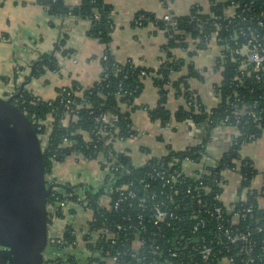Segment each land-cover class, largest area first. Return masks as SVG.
Segmentation results:
<instances>
[{"label":"built area","instance_id":"1","mask_svg":"<svg viewBox=\"0 0 264 264\" xmlns=\"http://www.w3.org/2000/svg\"><path fill=\"white\" fill-rule=\"evenodd\" d=\"M168 3L169 1L164 4L167 9ZM241 11L248 12L249 9L245 6ZM111 16L113 18V14ZM212 17L220 18V16ZM159 18L170 25H175L174 16L169 11ZM240 19L244 21L245 17L240 15ZM142 20L143 16L137 17L134 20L135 26H142ZM113 25L111 24L110 28H113ZM149 25L154 27L152 23ZM240 37H243V41L240 47L231 49V60L239 56L242 62L241 68L244 67L243 65L252 64L253 72H264V21H256L254 25L243 23L238 26L231 36L234 44L238 43ZM211 38L217 44L222 40L218 37L217 30L211 33ZM197 40V38L186 39L188 49L194 50ZM220 47L221 51L215 60V69L221 78L223 69L221 61L225 59L223 53L225 48L222 45ZM254 77L259 79L258 74ZM234 79L241 81L238 76ZM97 81L99 82L100 79ZM220 84L221 79L214 86L218 99H220ZM69 87H61L57 94L59 103L64 107L65 121L71 116L77 119L79 115V108L73 107L72 91ZM229 99L227 96L226 104L231 108L239 107V109L230 112L224 121L231 119L235 125L242 124V126L252 123L259 128L264 125V106H260L257 100L246 105L240 102L242 100L240 97L238 101L233 102ZM197 109L195 105V111H198ZM118 119L117 112L100 113L93 118L98 124L97 129L83 134L91 149L98 154L95 159H98L99 165L100 163L104 165V169H100L103 176L98 186L103 183L108 184L98 197L100 206L97 212L91 210L88 202L84 200V188L77 190L78 200L72 202L69 199L70 193L66 194L51 175L45 177L52 198V201L46 203L48 233L58 250L73 247L78 242L75 239L71 245H64V230L67 225L72 224L66 221L62 227L57 228L52 227V221L55 218H63L69 206L77 204L90 212L89 219L81 232L84 259L98 257L106 264H123L124 256L131 249V257H136L137 253H140L142 259L150 257L158 261L156 254H163L159 264H264V173L256 187L253 184L256 174L248 178L242 169L189 171L171 169L161 163L152 169H146L134 179L122 180L123 177L119 173H128V171L118 168L117 155L123 150L117 145L125 140H136L142 133L131 126L128 137H118L116 135ZM35 123L37 130H40L49 122L35 120ZM162 127L177 129V125L172 122ZM48 132L49 128L46 126L42 136L43 142L47 140ZM91 135L95 138L93 139ZM249 137L252 138L253 134ZM62 146L73 147V144L63 136ZM72 154L83 156L74 149ZM188 160L192 161L188 158L183 161ZM173 164L174 162H170L169 166ZM226 173L237 176L239 180L237 198L229 203L223 200L228 181ZM251 195L255 196L256 206L249 200ZM255 210L259 213L255 214ZM58 212L62 216H59ZM72 233L77 234V230L74 228ZM126 242H130L131 246L127 247ZM89 244L91 246L87 247ZM66 260L67 255L64 254L63 258L57 257L54 264Z\"/></svg>","mask_w":264,"mask_h":264},{"label":"crops","instance_id":"2","mask_svg":"<svg viewBox=\"0 0 264 264\" xmlns=\"http://www.w3.org/2000/svg\"><path fill=\"white\" fill-rule=\"evenodd\" d=\"M113 10L114 29L107 46L117 61L131 59L134 63L156 68L165 59L163 45L167 38L163 31L152 25L135 26L132 19L138 11H147L162 16L169 11L173 16L186 14L192 5L200 6L205 13L210 11L209 0H169V8L161 0H104ZM80 0H66L70 8L78 6ZM233 13V7L228 8ZM89 21L76 15H50L42 0H0V96L13 97L19 88L30 91L38 99L53 100L63 86L77 83L82 89L92 86L99 78L102 66L101 56L106 46L88 36ZM173 54L192 61L200 78H190L188 85L199 96L206 110L216 107L219 102L214 90L220 74L215 69V60L221 47L213 38L205 49L198 50L188 58L179 49ZM53 55L57 59L55 70L44 69L34 76L32 69L43 55ZM187 73L186 66L172 74V79ZM158 99L157 88L150 79L144 81V88L135 99L136 108L131 112L132 127L142 135L136 140L119 142L117 147L126 151L135 166L145 164L152 157L167 154L169 149L180 151L196 148L200 151L197 161H183L181 169H207L227 153L239 129L233 125L220 124L208 129L206 123H177V129H164L159 121H152L147 107H154ZM185 104L183 97L172 89L168 90L166 108L173 113ZM122 109L125 107L122 105ZM86 138V136L84 137ZM0 131V149L7 152V144ZM5 149V150H4ZM242 158H248L255 171L254 186H258L264 173V128L259 136L238 149ZM67 155L62 161L53 163L51 176L61 185L101 184L103 172L98 159ZM229 169V168H226ZM2 175L5 169L0 170ZM1 175V176H2ZM227 185L223 193L225 203L237 198L239 180L237 176L226 173ZM73 212H72V211ZM85 210L86 212H83ZM90 212L77 204L69 206L64 217L55 218L52 227L60 228L66 221L77 230V245L56 250L50 248V256L44 257L43 264H54L57 257L72 254L84 259L83 236L81 234ZM82 243V244H81ZM52 252V253H51ZM8 256L0 252V264H7ZM83 264V263H82Z\"/></svg>","mask_w":264,"mask_h":264},{"label":"trees","instance_id":"3","mask_svg":"<svg viewBox=\"0 0 264 264\" xmlns=\"http://www.w3.org/2000/svg\"><path fill=\"white\" fill-rule=\"evenodd\" d=\"M161 1L166 4L169 0ZM42 3L50 15L72 14L88 20L90 24L87 32L88 36L106 46L101 56L102 71L98 78L100 81H96L92 86L84 89L78 86L77 83H73L69 87L72 91L73 107L79 108L77 119L71 116L67 121L64 120V107L59 103L58 97L53 100H42L30 91L19 88L17 94L11 99V102L31 122L40 140L45 175H51L53 163L60 162L67 155L72 154V149L83 154L85 158H97L98 154L91 149L83 134L97 129L98 124L93 118L100 113L117 112L119 119L116 123L118 128L116 135L123 138L128 137L132 126L130 114L136 108L135 99L142 92L146 79L152 81L158 92L155 106L147 107L148 116L152 121H159L162 126L171 122L175 124L184 122L206 123L208 129L220 124L233 125L239 129V135L227 153L217 162L215 167H208L207 169H242V172L248 178L256 174L251 161L248 158L240 157L238 149L242 143L256 139L264 125L260 128L252 123L245 126H242V124L235 125L233 120L224 121V119L230 112L239 109V107L231 108L226 104L227 96H229L230 102L238 101V97H240L242 99L240 102H244L246 105H250L257 100L260 106H264V72H253L252 64L243 65L244 67L241 68L242 62L239 56L235 57L234 60L230 58L231 49L240 47V43L243 41V37H240L238 43L234 44L231 38L234 30L243 23L254 25L256 21H264V0H209V13L203 12L200 6L192 5L186 14L174 16L175 25L168 24L154 13L143 10L138 11L132 19V25H135L134 20L141 15L143 16L142 26L152 23L156 29L163 31L167 38L166 43L163 45L165 59H162L156 68L136 64L131 59L123 62L117 61L109 52L107 46L114 29V27L110 28V25H113L111 16L113 10L111 5L104 0H80L79 5L74 8H70L66 4V0H42ZM245 6L248 7V12L241 11ZM232 7L233 15H229L227 10ZM240 15L245 17L244 21L240 19ZM212 16H220V18L214 19ZM214 30H217L218 37L222 38L221 41H218V45L225 48L223 49L225 59L221 61L223 69L219 86V102L216 107L206 110L199 96L188 85L190 78H200L199 72L194 68L192 61L187 63L185 59L174 55L172 50L182 49V52L190 59L198 50L207 47L210 35ZM196 38L198 40L195 49H188L186 39ZM184 66L187 68V73L177 79H172V74L180 71ZM56 67L57 59L53 55H43L35 62L31 74L36 76L44 69L55 70ZM255 74H258V80L254 77ZM236 76L240 77L241 81L234 79ZM169 89H172L176 95L183 97L185 101V104L178 107L173 113L166 108ZM122 105L125 109H122ZM195 105L198 111H195ZM35 120H44L49 123L37 130ZM46 126L49 128V132L47 140L43 142L42 136ZM251 134H253L252 138L249 137ZM63 136L67 137L73 147L62 146ZM91 136L93 139L95 138L94 135ZM117 156L118 168L128 171V173L124 172V174L122 172L119 175L123 177L122 180H130L141 175L146 169H152L161 163L171 169H181V164L185 158L197 161L200 158V151L196 148H187L180 151L169 149L167 154L152 157L141 166L133 165L126 151L118 153ZM170 162H174V164L169 166ZM100 169H104V165L101 163ZM61 188L64 189L66 194L70 193L69 199L72 202L78 200L77 190L84 188V200L88 202L91 210L98 211L97 208L100 206L98 197L103 193V188L96 192L95 188L97 187L94 188L86 183L79 186L61 185ZM254 195L249 196V200L256 206ZM59 196L61 198V194ZM50 201H52L51 193H48L46 203L48 204ZM254 213L258 214L259 212L255 210ZM58 215L62 216L60 212H58ZM73 230L72 225H67L63 234L64 245H71L76 239V234L72 233ZM128 245L131 246V243L126 242L127 247ZM88 246H91V244ZM131 253L130 249L127 255L124 256L123 264H150V262L159 264V259L163 258V254H156L159 258L158 261L152 260L150 257L142 259V254L137 253L136 257H131ZM94 261L98 264H106L98 257L81 260L72 254L67 255L65 262L58 261L57 264H94Z\"/></svg>","mask_w":264,"mask_h":264},{"label":"water","instance_id":"4","mask_svg":"<svg viewBox=\"0 0 264 264\" xmlns=\"http://www.w3.org/2000/svg\"><path fill=\"white\" fill-rule=\"evenodd\" d=\"M11 99L0 96V131L10 148L8 179L0 182V252L8 256L7 264H43L44 250L54 240L48 233L42 149L31 122Z\"/></svg>","mask_w":264,"mask_h":264},{"label":"rangeland","instance_id":"5","mask_svg":"<svg viewBox=\"0 0 264 264\" xmlns=\"http://www.w3.org/2000/svg\"><path fill=\"white\" fill-rule=\"evenodd\" d=\"M1 149H3V147H1ZM1 149H0V170L5 169L6 162L9 163V159H10L9 144H8V147H7V152L6 151H2ZM5 160H6V162H5ZM93 160H95V159H93ZM8 172H9V170L7 169V173L5 175H2V173L0 171V182L8 179ZM49 177H50V175H49ZM96 187L97 188H95V189H96V192H97V191L101 190L102 188H107L108 184L107 183H103L101 186L97 185ZM83 212H86V211L83 210ZM52 247L54 249H56L55 246H52ZM50 248H51V246H49V245L45 248L44 253H43V257L46 258V256H48V255L50 256Z\"/></svg>","mask_w":264,"mask_h":264}]
</instances>
